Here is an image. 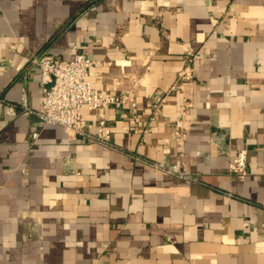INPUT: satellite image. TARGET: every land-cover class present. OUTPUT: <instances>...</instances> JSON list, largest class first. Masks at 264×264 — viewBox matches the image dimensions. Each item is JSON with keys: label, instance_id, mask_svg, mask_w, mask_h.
Returning a JSON list of instances; mask_svg holds the SVG:
<instances>
[{"label": "crops", "instance_id": "1", "mask_svg": "<svg viewBox=\"0 0 264 264\" xmlns=\"http://www.w3.org/2000/svg\"><path fill=\"white\" fill-rule=\"evenodd\" d=\"M43 52L137 103L83 109L113 147L36 115ZM0 264H264V0H0Z\"/></svg>", "mask_w": 264, "mask_h": 264}, {"label": "built area", "instance_id": "2", "mask_svg": "<svg viewBox=\"0 0 264 264\" xmlns=\"http://www.w3.org/2000/svg\"><path fill=\"white\" fill-rule=\"evenodd\" d=\"M94 65L95 62L83 54L75 55L72 61H64L48 52L37 55L30 66L38 68L41 74L42 109L36 115L45 125L63 127L72 138L86 139L113 147L110 139L111 130L106 121L100 119L97 125L88 122L83 115V109L102 113L111 107L123 110L129 106L133 112H136L138 105L130 102L128 92L105 95L96 89L88 79V72ZM164 103L165 96L156 95L152 122L156 121V116L162 111ZM19 108L32 113L27 102L24 101L21 107L8 105L7 114L16 117ZM122 118H127V115L122 114ZM94 128L97 129L96 134L92 133ZM176 135H179L180 139L184 137L180 124L177 125ZM247 163L248 153L242 150L232 160L230 171L245 178L248 175Z\"/></svg>", "mask_w": 264, "mask_h": 264}]
</instances>
